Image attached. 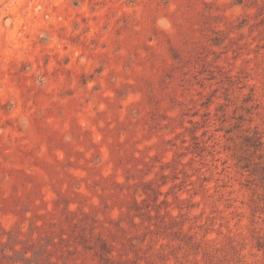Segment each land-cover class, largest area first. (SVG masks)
<instances>
[{
    "label": "rangeland",
    "instance_id": "374dc122",
    "mask_svg": "<svg viewBox=\"0 0 264 264\" xmlns=\"http://www.w3.org/2000/svg\"><path fill=\"white\" fill-rule=\"evenodd\" d=\"M194 262L264 264V0H0V264Z\"/></svg>",
    "mask_w": 264,
    "mask_h": 264
},
{
    "label": "trees",
    "instance_id": "16d2710c",
    "mask_svg": "<svg viewBox=\"0 0 264 264\" xmlns=\"http://www.w3.org/2000/svg\"><path fill=\"white\" fill-rule=\"evenodd\" d=\"M261 144V143H260ZM102 250L103 252V256L101 257L102 260H104L105 263H113V257H107V255H109V250L107 249V246H105V244L102 243ZM194 264H198L197 262H194Z\"/></svg>",
    "mask_w": 264,
    "mask_h": 264
}]
</instances>
